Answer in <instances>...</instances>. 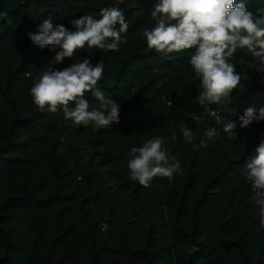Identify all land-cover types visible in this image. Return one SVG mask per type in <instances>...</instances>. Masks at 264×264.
<instances>
[{"label":"trees","instance_id":"1","mask_svg":"<svg viewBox=\"0 0 264 264\" xmlns=\"http://www.w3.org/2000/svg\"><path fill=\"white\" fill-rule=\"evenodd\" d=\"M245 2L254 14L264 8V0ZM156 3L0 0L7 14L0 17V264H264V228L244 168L264 140V121L238 124L229 139L206 110L238 122L247 108L264 107V65L255 57L260 68L247 67L252 54L238 49L231 62L242 79L233 95L201 107L194 50L162 56L147 48L142 32L154 25ZM117 4L129 24L119 51L86 47L56 65L55 51L28 37L47 16L74 30L72 19H98L102 7ZM84 59L104 63L99 86L121 104L119 124L93 130L33 103L29 90L48 67ZM182 127L192 129L193 144ZM209 127L220 131L215 141L204 136ZM157 136L183 174L143 187L129 177L130 149Z\"/></svg>","mask_w":264,"mask_h":264},{"label":"clouds","instance_id":"2","mask_svg":"<svg viewBox=\"0 0 264 264\" xmlns=\"http://www.w3.org/2000/svg\"><path fill=\"white\" fill-rule=\"evenodd\" d=\"M123 2L119 0V3ZM150 15L154 25L142 32L149 50L162 56L194 50L189 64L200 82L197 102L201 107L221 104L240 84L242 75L231 62L238 49H246L264 65V8L257 9L254 14L248 10L245 0H158ZM0 17L6 18L7 14L0 13ZM11 22L9 18L8 23ZM70 23L74 30L53 23L52 17L47 16L34 32L28 33V37L39 49L55 51L53 59L57 65L86 47L103 52L119 51L122 34H126L129 27L119 4L102 7L98 19L85 14ZM104 68L102 61L93 64L90 59L71 63L62 70L48 67L29 90L33 103L41 112H62L64 120L91 126L93 130L119 124L121 104L106 99L99 86L104 78ZM243 78H247V74ZM86 94H91L99 106H91ZM206 110L217 125H223L222 132L229 139L237 136L238 124L240 128H247L254 121H264V107L247 108L238 122H225L218 111ZM189 115L196 122L201 120L195 112ZM181 132L188 144L194 143L196 136L192 129L182 127ZM204 136L215 141L220 131L209 127ZM59 151H63V147ZM255 153L247 159L244 168L253 202L259 209V224L264 228V140L256 147ZM129 157V177L143 187H149L157 176L172 178L183 174L178 155H169L159 136L132 147ZM101 228L107 230V225L103 224Z\"/></svg>","mask_w":264,"mask_h":264},{"label":"rangeland","instance_id":"3","mask_svg":"<svg viewBox=\"0 0 264 264\" xmlns=\"http://www.w3.org/2000/svg\"><path fill=\"white\" fill-rule=\"evenodd\" d=\"M244 63L247 67L252 68V69L260 68L257 58H255L253 55H247L246 61H244Z\"/></svg>","mask_w":264,"mask_h":264}]
</instances>
